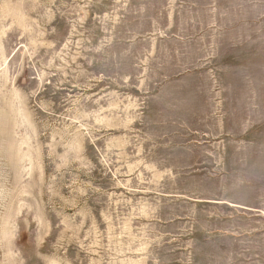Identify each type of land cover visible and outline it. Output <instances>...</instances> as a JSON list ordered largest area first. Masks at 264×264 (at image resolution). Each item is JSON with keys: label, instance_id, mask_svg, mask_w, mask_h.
<instances>
[{"label": "rangeland", "instance_id": "1", "mask_svg": "<svg viewBox=\"0 0 264 264\" xmlns=\"http://www.w3.org/2000/svg\"><path fill=\"white\" fill-rule=\"evenodd\" d=\"M0 264H264V0H0Z\"/></svg>", "mask_w": 264, "mask_h": 264}]
</instances>
